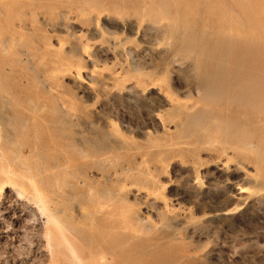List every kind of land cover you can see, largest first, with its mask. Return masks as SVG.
<instances>
[{
    "label": "rangeland",
    "instance_id": "374dc122",
    "mask_svg": "<svg viewBox=\"0 0 264 264\" xmlns=\"http://www.w3.org/2000/svg\"><path fill=\"white\" fill-rule=\"evenodd\" d=\"M97 261L264 264V0H0V264Z\"/></svg>",
    "mask_w": 264,
    "mask_h": 264
},
{
    "label": "bare ground",
    "instance_id": "6f19581e",
    "mask_svg": "<svg viewBox=\"0 0 264 264\" xmlns=\"http://www.w3.org/2000/svg\"><path fill=\"white\" fill-rule=\"evenodd\" d=\"M34 187V186H33ZM37 193V192H36ZM38 199V198H37ZM36 199V200H37ZM39 203V202H38ZM41 204V203H40ZM38 206H39V204H38ZM39 209H40V211H41V213L43 214V216L44 217H46V219H47V221H49V219H50V213H48V211H47V208L45 207V206H42V205H40V207H39ZM52 219V218H51ZM47 225V224H46ZM49 228V227H48ZM67 247V246H66ZM72 255V254H71ZM96 258V257H95ZM94 259V258H93ZM100 261H101V259H100ZM99 261V262H100ZM92 262V261H91ZM80 263V262H79ZM90 263V262H89ZM89 263H87V264H89ZM85 264V263H84ZM95 264H98V261H97V263H95ZM101 264V263H100Z\"/></svg>",
    "mask_w": 264,
    "mask_h": 264
}]
</instances>
